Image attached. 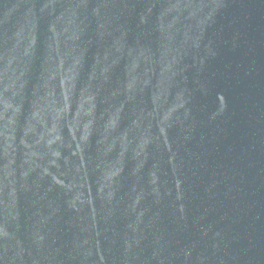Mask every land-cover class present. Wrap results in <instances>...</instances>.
<instances>
[{
	"label": "water",
	"instance_id": "water-1",
	"mask_svg": "<svg viewBox=\"0 0 264 264\" xmlns=\"http://www.w3.org/2000/svg\"><path fill=\"white\" fill-rule=\"evenodd\" d=\"M0 264H264V0H0Z\"/></svg>",
	"mask_w": 264,
	"mask_h": 264
}]
</instances>
